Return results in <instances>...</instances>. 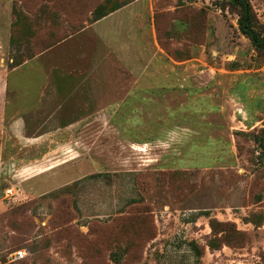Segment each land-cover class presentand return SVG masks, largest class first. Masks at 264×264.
Here are the masks:
<instances>
[{
	"label": "rangeland",
	"instance_id": "1",
	"mask_svg": "<svg viewBox=\"0 0 264 264\" xmlns=\"http://www.w3.org/2000/svg\"><path fill=\"white\" fill-rule=\"evenodd\" d=\"M132 1L0 0L1 81L43 46ZM249 2L264 33V0ZM137 6L146 46L148 9L167 49L192 53L190 86L155 90L158 102L145 113L123 104L56 130L48 126L81 113L60 110L49 122L40 106L26 109L35 80L4 79L0 264H264V51L239 32L237 9L225 0H137L129 8ZM80 33L66 41L76 66L79 51L104 49V32ZM68 48H53L49 61L68 59ZM121 98L117 90L103 100Z\"/></svg>",
	"mask_w": 264,
	"mask_h": 264
},
{
	"label": "crops",
	"instance_id": "2",
	"mask_svg": "<svg viewBox=\"0 0 264 264\" xmlns=\"http://www.w3.org/2000/svg\"><path fill=\"white\" fill-rule=\"evenodd\" d=\"M136 2L137 0L119 7L91 21L80 30L81 32L93 27L105 33L102 40L104 42L101 44L103 50L92 54H90L91 49L88 53L79 51L82 59L80 66L70 63L69 57L73 56V52L66 43L81 34L78 32L42 47L26 57L22 63L10 67L2 77V81L0 79V86L2 85L5 91L7 83L4 79L10 81V77L23 78L28 86L33 84L32 80H35L36 94L33 95L28 88L27 95L24 94L27 99H31L26 109L34 110L40 106L42 111H47L49 114L47 118L49 122L53 121L50 119L52 114L60 110L64 113H81L77 117H67L64 124L48 126L49 129L56 130L79 128L83 123H89L92 115L114 113L123 104L128 107V112L132 108V112L145 113L148 111L145 106L158 102L152 99L155 90L161 91L163 88L175 91L178 88L189 87L191 78L187 71L192 53L190 57L176 59L163 49L157 40L151 19L152 12L148 9H146V22L149 42L146 46L141 33V28L145 29L144 22L133 17L141 12L142 7L129 8ZM119 30L121 32L124 30L126 35L118 34ZM62 44L69 47L65 51L68 59L62 57L63 59H57L56 62L49 61L55 55L51 54L52 49ZM75 45L78 47L77 41ZM117 90L123 92L124 98L108 102L103 100ZM98 97H101V102H98ZM45 135L46 133L39 137Z\"/></svg>",
	"mask_w": 264,
	"mask_h": 264
},
{
	"label": "trees",
	"instance_id": "3",
	"mask_svg": "<svg viewBox=\"0 0 264 264\" xmlns=\"http://www.w3.org/2000/svg\"><path fill=\"white\" fill-rule=\"evenodd\" d=\"M225 1H227V3L230 6H234L237 9L236 24H237V28H238L239 32L248 38L251 45L257 51H264V33L259 32L255 28V16H254V13L252 11V7H251L249 0H225ZM116 8H118V7H114L111 10H109L108 12L98 15L95 18V20L99 19L100 17H102V16H104L110 12H112ZM155 31H156V36H157V40H158L159 44L170 55H172L176 59H181L182 57L187 55L188 52H184L185 54L182 53V54H180L181 56H179L176 53V50H175V52H171L169 49H167L165 43L162 42V40H161L160 31L158 29V24H157L156 19H155ZM48 45H51V44H48ZM183 47H184V45H182V48H180L178 50V53L181 50H183V51L185 50ZM258 142H259V146L261 148V152L264 155V124L260 130Z\"/></svg>",
	"mask_w": 264,
	"mask_h": 264
},
{
	"label": "built area",
	"instance_id": "4",
	"mask_svg": "<svg viewBox=\"0 0 264 264\" xmlns=\"http://www.w3.org/2000/svg\"><path fill=\"white\" fill-rule=\"evenodd\" d=\"M13 191H12V189L11 188H6L5 190H4V197L6 198V199H11L12 197H13ZM22 252L20 251V250H17V251H15L14 252V256L16 257V258H20V257H22Z\"/></svg>",
	"mask_w": 264,
	"mask_h": 264
}]
</instances>
